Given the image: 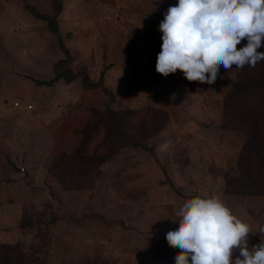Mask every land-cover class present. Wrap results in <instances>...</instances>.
I'll return each instance as SVG.
<instances>
[{"label":"rangeland","instance_id":"1","mask_svg":"<svg viewBox=\"0 0 264 264\" xmlns=\"http://www.w3.org/2000/svg\"><path fill=\"white\" fill-rule=\"evenodd\" d=\"M61 2L68 66L97 85L87 92L78 81L29 78H50L64 56L26 6L51 14V0H0V105L8 101L0 109V244H13L0 245V264H175L180 250L166 233L178 227L182 203L205 194L264 240V166L248 149H264V111L254 109L256 122L240 105L226 111L239 69L221 67L214 84L156 71L159 25L178 0ZM262 66L248 81L264 78ZM25 99L29 111L10 108ZM70 109L80 112L75 120ZM85 127L93 132L87 153L111 154L80 157L62 181L49 165L79 145Z\"/></svg>","mask_w":264,"mask_h":264},{"label":"clouds","instance_id":"2","mask_svg":"<svg viewBox=\"0 0 264 264\" xmlns=\"http://www.w3.org/2000/svg\"><path fill=\"white\" fill-rule=\"evenodd\" d=\"M159 29L156 71L163 76L179 69L190 82L214 84L221 67L227 72L264 60L257 50L264 43V0H178ZM175 214L178 227L166 233L168 245L180 250L175 264H264V240L250 248L252 226L219 196L190 197ZM258 233L264 235V226Z\"/></svg>","mask_w":264,"mask_h":264},{"label":"trees","instance_id":"3","mask_svg":"<svg viewBox=\"0 0 264 264\" xmlns=\"http://www.w3.org/2000/svg\"><path fill=\"white\" fill-rule=\"evenodd\" d=\"M53 12L51 14H41L36 12L34 9L31 8V6L26 5L28 8H30L34 14V16L42 21L50 33L54 34L57 37V44L60 48V51L64 54V56L60 59H58L56 62L53 63L52 67V76L48 79H39V78H32L33 82L37 85L41 86H51L54 85L56 82L60 81L63 84H68L72 81H78L80 86L84 91H88L89 89H93L95 86V83L90 80L88 75L83 70L78 71H72L68 64L71 61V55L69 54L68 48L64 46V44L61 41L60 33L58 29L57 24V16L59 15L61 8H62V2L61 0H51ZM237 48L239 49V44L237 45ZM258 51L264 52V43H262L261 47L257 49ZM260 65H263L264 67V60L258 62ZM251 66L245 65L242 69H239L236 73L235 79H233L231 83V95L230 99L234 103L233 106L228 105L226 108V111H232L235 112L240 105V108L248 110L247 112V120H251L256 122L257 114L259 112L255 111L254 109H262L264 111V78H259L258 81H248L249 73L251 70ZM253 99H256L253 101ZM237 102L238 104H236ZM237 105L238 107L236 108ZM242 109V110H243ZM73 112V114L71 113ZM80 112H75L74 109H70L68 114H66V118L70 116L71 120H75L76 116L79 115ZM71 114V115H70ZM231 114V113H230ZM259 114V113H258ZM108 116H111L110 113ZM90 129V128H89ZM88 129V130H89ZM81 137L79 140V145L76 146L72 152H61L58 157H56L54 160H52L51 164L49 165V169L54 170L56 172L57 170H61L62 172L56 174L58 178H62L63 181V175L68 170V164H74L80 157L86 158L88 160H95V157L101 158V161H104L106 157H108L111 154V151L108 150L107 153L101 154L100 156H96L95 154H88L87 153V146L91 142V137L93 135V132L86 133V127L85 131L80 132ZM244 143H246L244 141ZM248 149L253 150L254 154H257L261 158V162L264 166V149L260 148H254L253 146H248ZM65 151H69V145L64 146ZM65 153V154H64ZM254 154H252L250 157H253ZM73 168V165L71 167ZM264 171V170H263ZM63 173V174H61ZM264 173V172H263ZM264 188V184H259ZM261 191H264L261 189ZM24 225L20 222V226L22 227ZM260 240L255 237L253 234L249 235V244L252 246L253 244L259 243ZM0 245L7 246L8 248H11L13 244L10 242L2 243Z\"/></svg>","mask_w":264,"mask_h":264},{"label":"crops","instance_id":"4","mask_svg":"<svg viewBox=\"0 0 264 264\" xmlns=\"http://www.w3.org/2000/svg\"><path fill=\"white\" fill-rule=\"evenodd\" d=\"M59 83H61L60 81H58V82H56L54 85H52V86H55V85H57V84H59ZM63 84V83H62ZM69 84V83H68ZM66 85V84H65ZM3 98V97H2ZM1 98V99H2ZM13 102H17V100H12V102H11V106H10V108H12V107H14V108H20L21 110H23V111H29V109H26L25 108V104H28V103H30V101H28L27 99H25L24 100V103H18L17 102V106H13ZM3 104H8V101L7 100H5L4 98L2 99V104L0 105V109H1V107H2V109H4V106H3ZM32 105V104H31ZM8 168H6V170H7ZM15 169V168H14ZM17 170L18 169H15V171L17 172ZM8 171V170H7ZM9 173V171L7 172V174H5V175H9L8 174ZM18 173V172H17ZM12 174V173H11ZM19 174V173H18ZM12 175H15V174H12ZM14 177H17V176H13V178Z\"/></svg>","mask_w":264,"mask_h":264},{"label":"built area","instance_id":"5","mask_svg":"<svg viewBox=\"0 0 264 264\" xmlns=\"http://www.w3.org/2000/svg\"><path fill=\"white\" fill-rule=\"evenodd\" d=\"M17 105H18L17 102H13V106H17ZM31 107H32V105L30 103L25 104L26 109H31Z\"/></svg>","mask_w":264,"mask_h":264}]
</instances>
